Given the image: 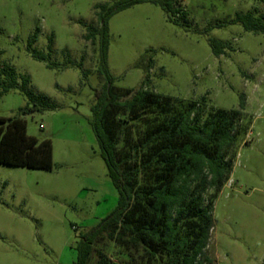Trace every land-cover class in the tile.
<instances>
[{"label": "rangeland", "instance_id": "1", "mask_svg": "<svg viewBox=\"0 0 264 264\" xmlns=\"http://www.w3.org/2000/svg\"><path fill=\"white\" fill-rule=\"evenodd\" d=\"M182 1L188 30L153 2L112 16L108 69L114 86L136 90L152 60L145 89L226 110L244 100L248 133L214 203L208 254L214 264H264V34L230 22L255 8L264 14V1ZM105 2L0 0L1 62L29 77V92L56 106L24 116L28 135L51 140L52 169L0 164V264H73L80 233L117 205L91 125L105 78L84 26L98 24L94 8ZM212 38L229 44L224 55L213 54ZM32 49L49 59L34 58ZM28 105L27 94L10 91L0 96V116H18Z\"/></svg>", "mask_w": 264, "mask_h": 264}, {"label": "trees", "instance_id": "2", "mask_svg": "<svg viewBox=\"0 0 264 264\" xmlns=\"http://www.w3.org/2000/svg\"><path fill=\"white\" fill-rule=\"evenodd\" d=\"M143 2L159 4L169 22L190 28L182 0H106L95 5L98 24L84 25L85 40L94 52L98 50L99 70L105 78L96 90L91 125L118 202L96 225L80 233L73 264H214L208 254L214 203L231 179L248 133V125L243 124L245 102L242 99L240 109L226 110L209 107L205 100L145 89L152 60L145 67L141 88L114 86L107 62L109 20ZM257 13V8L239 13L230 22L264 34V14ZM35 40L36 36L30 39V48ZM209 42L216 57L229 47L218 39ZM31 54L41 61L49 59L36 49ZM1 55L0 50V59ZM29 82V77L0 60V96L20 90L31 102L18 116H0V164L51 170L52 142L28 135L24 116L56 106L29 92Z\"/></svg>", "mask_w": 264, "mask_h": 264}]
</instances>
